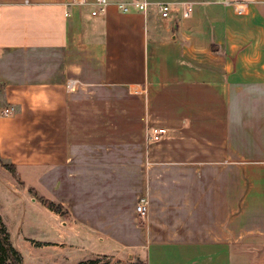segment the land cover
Returning <instances> with one entry per match:
<instances>
[{
  "label": "crops",
  "instance_id": "0c3cea01",
  "mask_svg": "<svg viewBox=\"0 0 264 264\" xmlns=\"http://www.w3.org/2000/svg\"><path fill=\"white\" fill-rule=\"evenodd\" d=\"M148 1L0 0V180L67 208L103 255L264 264V0Z\"/></svg>",
  "mask_w": 264,
  "mask_h": 264
},
{
  "label": "rangeland",
  "instance_id": "374dc122",
  "mask_svg": "<svg viewBox=\"0 0 264 264\" xmlns=\"http://www.w3.org/2000/svg\"><path fill=\"white\" fill-rule=\"evenodd\" d=\"M0 165L3 164L0 162ZM5 183L0 180V215L7 227L11 244L23 255L21 264H77L111 251L108 244L94 241L69 225L64 226L62 222L68 218V210L64 206L58 205V212L50 210L44 205L45 201L50 200L41 193L33 189L27 190L28 195L17 193L14 189L7 188ZM67 207L70 209L71 206ZM2 238L3 235L0 234V239ZM36 241L58 242L67 244V247H63V254L53 258L47 248L33 247L38 246ZM69 245H77L78 248ZM110 256L112 263L134 262V256L129 257L126 252ZM4 262H9V259L5 258Z\"/></svg>",
  "mask_w": 264,
  "mask_h": 264
},
{
  "label": "built area",
  "instance_id": "2783aa9c",
  "mask_svg": "<svg viewBox=\"0 0 264 264\" xmlns=\"http://www.w3.org/2000/svg\"><path fill=\"white\" fill-rule=\"evenodd\" d=\"M226 5L231 4L230 1L224 0ZM111 4H114L116 8L122 13H128L132 11H137L146 16V12L149 6L148 0H128V1H116L112 2L110 0H95V8L91 10V15L96 16L103 13ZM237 13H243V7L239 4H233ZM157 10L161 17H167L170 15L171 5L165 2L157 3ZM192 11V5L186 4L183 16L187 17ZM77 80L71 79L67 81L66 86L68 89H73ZM13 112V107H6L3 109V114H11ZM166 130L163 127L153 128L151 133L147 134V139L151 141H159ZM148 201L146 198H140L135 206V212L139 217H145L147 214Z\"/></svg>",
  "mask_w": 264,
  "mask_h": 264
},
{
  "label": "trees",
  "instance_id": "16d2710c",
  "mask_svg": "<svg viewBox=\"0 0 264 264\" xmlns=\"http://www.w3.org/2000/svg\"><path fill=\"white\" fill-rule=\"evenodd\" d=\"M5 168H7L9 171H13V166L8 164H3ZM44 205L49 208L50 210H54L58 212L60 204H54L51 201H45ZM0 234L3 235V238L0 239V264H21L23 262V257L21 253L14 248V246L11 244L9 239V233L7 231V228L5 224L3 223L1 217H0ZM1 256H4L1 258ZM5 258L9 259V262H4ZM112 256L110 255H98L93 258H89L83 261L78 262L77 264H111L112 262ZM116 263L112 264H117ZM123 264H143L141 260L134 258V262H124Z\"/></svg>",
  "mask_w": 264,
  "mask_h": 264
}]
</instances>
